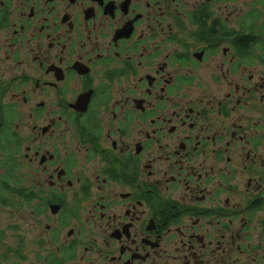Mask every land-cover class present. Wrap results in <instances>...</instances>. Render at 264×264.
<instances>
[{
	"label": "flooded vegetation",
	"instance_id": "af4514ba",
	"mask_svg": "<svg viewBox=\"0 0 264 264\" xmlns=\"http://www.w3.org/2000/svg\"><path fill=\"white\" fill-rule=\"evenodd\" d=\"M0 0V207L30 264H264V0Z\"/></svg>",
	"mask_w": 264,
	"mask_h": 264
},
{
	"label": "rangeland",
	"instance_id": "374dc122",
	"mask_svg": "<svg viewBox=\"0 0 264 264\" xmlns=\"http://www.w3.org/2000/svg\"><path fill=\"white\" fill-rule=\"evenodd\" d=\"M14 200L19 203L18 209H13L12 205L0 207V264H30L26 256L33 257V253L42 248L35 247L34 236L39 232L28 233L24 222L25 202L22 198L14 197Z\"/></svg>",
	"mask_w": 264,
	"mask_h": 264
}]
</instances>
